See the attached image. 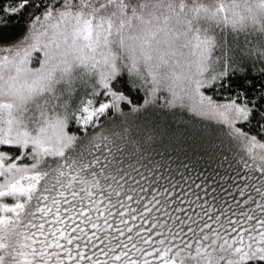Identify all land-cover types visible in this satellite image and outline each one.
Masks as SVG:
<instances>
[{
    "label": "snow or ice",
    "instance_id": "snow-or-ice-1",
    "mask_svg": "<svg viewBox=\"0 0 264 264\" xmlns=\"http://www.w3.org/2000/svg\"><path fill=\"white\" fill-rule=\"evenodd\" d=\"M0 264H264V0H0Z\"/></svg>",
    "mask_w": 264,
    "mask_h": 264
}]
</instances>
